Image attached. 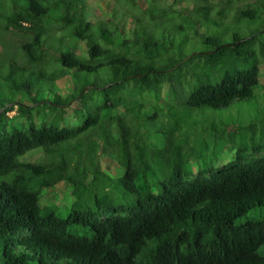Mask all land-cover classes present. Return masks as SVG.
<instances>
[{
  "label": "trees",
  "instance_id": "16d2710c",
  "mask_svg": "<svg viewBox=\"0 0 264 264\" xmlns=\"http://www.w3.org/2000/svg\"><path fill=\"white\" fill-rule=\"evenodd\" d=\"M263 64L264 0H0V264H264Z\"/></svg>",
  "mask_w": 264,
  "mask_h": 264
},
{
  "label": "rangeland",
  "instance_id": "374dc122",
  "mask_svg": "<svg viewBox=\"0 0 264 264\" xmlns=\"http://www.w3.org/2000/svg\"><path fill=\"white\" fill-rule=\"evenodd\" d=\"M227 69H229V67H227ZM229 72H231V71L229 70ZM263 77H264V66L262 67L261 79ZM208 80L213 82L212 78H208ZM259 81H260V76H259ZM253 91L255 94L254 97H252L246 101L235 102L234 105L230 106L226 111H224L221 116L224 119L226 117L227 119H231V120L233 118H237V117L242 118L247 122H249L250 120H253V123H256L259 126L260 124H259V121H257V118L264 115V90L262 89V85L259 84L254 88ZM16 114H15V112H10L7 116L12 117V116H15ZM33 117L36 118L37 117L36 114H34ZM67 117L69 118V120L72 119L71 112ZM20 119H23V118H20ZM198 150L201 151L200 149H198ZM213 152H214V150H212V148H211L210 150H207L204 153L212 154ZM203 157H207V156H203ZM198 160L199 159H196V158L188 159V165L190 168H192V170L194 172H196V170H198V168L200 167V162ZM184 161H185V159H184ZM228 161H231V156L225 157V156L221 155L219 157V159L215 161L216 164L215 163L212 164V167H213L212 170H215L216 168H221ZM63 188H64V185L59 184V187H58L56 194L53 195V193H51L52 195L49 196V198L44 199L42 201V203L47 204V205H51L50 204L51 202L56 203L58 200L60 202L59 197L56 195L60 196L62 194ZM61 196H63V194ZM113 196L116 197L117 195L114 194Z\"/></svg>",
  "mask_w": 264,
  "mask_h": 264
},
{
  "label": "clouds",
  "instance_id": "9594fccd",
  "mask_svg": "<svg viewBox=\"0 0 264 264\" xmlns=\"http://www.w3.org/2000/svg\"><path fill=\"white\" fill-rule=\"evenodd\" d=\"M264 66V64L263 65H261V70H262V67ZM260 79H261V75H260ZM10 112H15V114H16V111H10ZM10 112H8L6 115H8Z\"/></svg>",
  "mask_w": 264,
  "mask_h": 264
}]
</instances>
